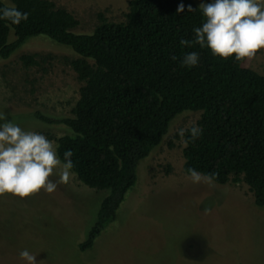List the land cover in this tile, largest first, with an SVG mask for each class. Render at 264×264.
<instances>
[{
    "label": "trees",
    "instance_id": "trees-1",
    "mask_svg": "<svg viewBox=\"0 0 264 264\" xmlns=\"http://www.w3.org/2000/svg\"><path fill=\"white\" fill-rule=\"evenodd\" d=\"M181 4L184 11L177 12ZM9 6L29 15L18 25L0 19V58L37 35L76 55L69 65L83 84L71 115L38 110L29 115L65 127L68 132L55 138L60 161L64 164V153L71 150L76 178L108 190L78 249L89 248L115 218L136 181L137 162L183 111H199L196 125L202 129L194 140L188 132L182 136L183 172L195 169L219 184L241 179L253 204L264 206V75L243 66L245 59L236 60L235 54L221 58L194 43L193 29L206 18L193 0H129L125 21H108L97 13V24L84 32L76 31L75 17L51 0H0V9ZM10 29L13 39L7 41ZM182 39L191 46L181 45ZM193 51L198 64L183 66V56ZM19 60L23 66L38 63L32 54Z\"/></svg>",
    "mask_w": 264,
    "mask_h": 264
},
{
    "label": "rangeland",
    "instance_id": "rangeland-1",
    "mask_svg": "<svg viewBox=\"0 0 264 264\" xmlns=\"http://www.w3.org/2000/svg\"><path fill=\"white\" fill-rule=\"evenodd\" d=\"M51 1L69 11L77 20L74 29L84 32L97 24V13L125 21L129 0ZM12 39L10 29L7 41ZM21 54L34 55L38 63L23 66ZM75 56L37 35L0 58V113L24 131L43 134L55 147V138L68 130L29 113L71 115L83 84L69 65ZM242 65L264 75V48ZM198 117L199 111H183L172 118L161 142L137 162L134 185L89 248L77 245L107 189L84 185L70 170L69 181L50 194L41 189L24 198L0 195V264H26L19 256L24 249L36 254L37 264H264V206L253 204L247 185L241 179L193 183L182 170L179 129L196 124ZM62 170L61 162L49 179L58 182Z\"/></svg>",
    "mask_w": 264,
    "mask_h": 264
},
{
    "label": "clouds",
    "instance_id": "clouds-1",
    "mask_svg": "<svg viewBox=\"0 0 264 264\" xmlns=\"http://www.w3.org/2000/svg\"><path fill=\"white\" fill-rule=\"evenodd\" d=\"M199 9L206 18L202 26L193 29L194 43L201 48L208 47L213 55L227 59L235 54L236 60L251 59L258 50L264 48V3L259 0H213L200 3ZM189 11H195L189 5ZM184 11L181 4L177 12ZM28 13L14 6L0 9V19L19 24L28 19ZM180 44L191 46L190 41L182 39ZM176 59V57H173ZM199 62L197 52H189L182 58V65L196 66ZM0 195L8 192L18 197H29L44 189L47 193L56 190L58 183H67L73 167L71 150L64 153L63 170L59 181L49 179L55 175L54 169L61 164L53 143L43 134L24 131L12 121H7L5 113H0ZM190 133L192 139L198 138L202 129L195 123L189 128L179 129V135ZM193 183L211 182V177L202 176L195 169H189ZM26 264H37L36 254L27 249L19 253Z\"/></svg>",
    "mask_w": 264,
    "mask_h": 264
}]
</instances>
